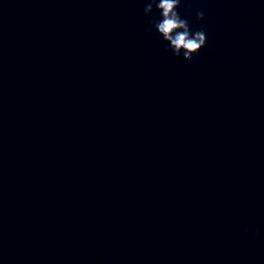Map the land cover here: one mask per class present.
<instances>
[{
  "label": "water",
  "instance_id": "obj_1",
  "mask_svg": "<svg viewBox=\"0 0 264 264\" xmlns=\"http://www.w3.org/2000/svg\"><path fill=\"white\" fill-rule=\"evenodd\" d=\"M143 9L0 0V264H264V0Z\"/></svg>",
  "mask_w": 264,
  "mask_h": 264
},
{
  "label": "clouds",
  "instance_id": "obj_2",
  "mask_svg": "<svg viewBox=\"0 0 264 264\" xmlns=\"http://www.w3.org/2000/svg\"><path fill=\"white\" fill-rule=\"evenodd\" d=\"M191 6V0H187ZM182 0H144V14L151 15L150 23L165 47L174 56L191 60L193 55L206 45L205 28H193L186 16H182L180 6ZM155 9V11H154ZM205 12L196 10V19L203 20ZM244 231H249L245 226Z\"/></svg>",
  "mask_w": 264,
  "mask_h": 264
}]
</instances>
